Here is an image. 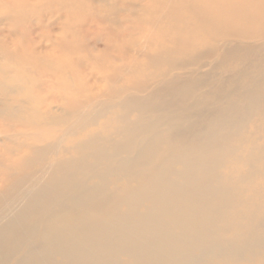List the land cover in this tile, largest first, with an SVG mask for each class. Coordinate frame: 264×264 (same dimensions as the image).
Here are the masks:
<instances>
[{
    "label": "bare ground",
    "instance_id": "obj_1",
    "mask_svg": "<svg viewBox=\"0 0 264 264\" xmlns=\"http://www.w3.org/2000/svg\"><path fill=\"white\" fill-rule=\"evenodd\" d=\"M1 25L0 264L253 258L264 0H0Z\"/></svg>",
    "mask_w": 264,
    "mask_h": 264
},
{
    "label": "rangeland",
    "instance_id": "obj_2",
    "mask_svg": "<svg viewBox=\"0 0 264 264\" xmlns=\"http://www.w3.org/2000/svg\"><path fill=\"white\" fill-rule=\"evenodd\" d=\"M55 27H57V25ZM0 28L3 31H6L7 30V27L5 25H1ZM35 36H37V37H35L36 39H42L43 38V36L40 34V32H37ZM27 42L29 44H32L33 41L31 39H28ZM47 43H49V41H47ZM91 45L97 46L99 49L103 47L102 42H100L97 37H93L92 38ZM229 74L226 73V74L223 75L221 73V75H219V76L222 77L223 79H225V78L227 79V76ZM4 128H5V126H4V124H3L2 120H1L0 121V133H2V134H0V150H1L0 152L2 154L5 153L4 155H7L9 152H7L6 145L4 144L6 142L5 133L3 132V129ZM29 142H30V140H29ZM8 143H9L8 146H10L11 143L9 141H8ZM255 249H256V253H255V255H253V258H251L250 261L242 260V261H240L237 264H261V263H264L263 262L264 261V244L263 245H259ZM219 254H220V251L219 250H215L214 251V254L211 256V258H199L198 259L199 262H197L196 264H221L223 262V259H222V257H219ZM239 258H245V255H239ZM11 264H13V262H11Z\"/></svg>",
    "mask_w": 264,
    "mask_h": 264
}]
</instances>
